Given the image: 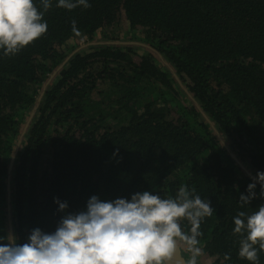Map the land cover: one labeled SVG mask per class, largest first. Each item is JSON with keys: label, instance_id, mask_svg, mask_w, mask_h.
<instances>
[{"label": "trees", "instance_id": "obj_1", "mask_svg": "<svg viewBox=\"0 0 264 264\" xmlns=\"http://www.w3.org/2000/svg\"><path fill=\"white\" fill-rule=\"evenodd\" d=\"M87 2L67 10L51 0L45 34L15 55L0 49V236L10 154L31 115L9 180L17 243L34 228L54 232L92 195L167 198L187 185L214 209L197 264H252L238 256L233 217L264 203L258 182L250 204L240 200L264 172V0ZM127 35L160 54L194 101L152 50L121 43Z\"/></svg>", "mask_w": 264, "mask_h": 264}, {"label": "clouds", "instance_id": "obj_2", "mask_svg": "<svg viewBox=\"0 0 264 264\" xmlns=\"http://www.w3.org/2000/svg\"><path fill=\"white\" fill-rule=\"evenodd\" d=\"M41 3L43 10L33 0H0V49L4 55L17 54L46 33L43 17L51 0ZM78 6L91 5L87 0L57 3L67 10ZM257 182L259 195L264 197V172H257L247 186L248 195L240 194L244 204L256 197ZM54 202L59 211L67 208L66 201L54 198ZM210 203L187 185L167 198L149 191L136 192L130 200L104 201L92 195L85 210L62 216L54 232L34 228L23 244L12 234L0 236V264H180L181 249L189 254L184 264H197L202 251L197 239L200 225L214 212ZM182 220L189 223L188 232L182 230ZM233 220V233L240 237L238 256L259 264L258 253L264 251V203L251 213L238 212ZM230 258L226 253L224 259Z\"/></svg>", "mask_w": 264, "mask_h": 264}, {"label": "water", "instance_id": "obj_3", "mask_svg": "<svg viewBox=\"0 0 264 264\" xmlns=\"http://www.w3.org/2000/svg\"><path fill=\"white\" fill-rule=\"evenodd\" d=\"M136 45H139V46H142V47H145V45L144 44H142V43H135ZM145 48H147V50H152L151 52L153 53V54H155L156 56H158V58L160 59V61L162 62V64H163V66H165L169 71H173V69H172V67L161 57V55L160 54H158V53H156V52H154V50L153 49H151V47H149V46H147L146 45V47ZM173 78L178 82V84L180 85V87L183 89V91L186 93V95H187V97L188 98H190L191 100H193V98H192V96H191V94L190 93H188V92H186L185 91V88L183 87V84H181V83H179V80L177 79V77H176V75L174 74V72H173ZM194 101V100H193ZM202 116H204V119L209 123V125H210V128L212 129V133L213 134H216V136L218 137V139L220 140V142H221V144L223 145V147H226L227 148V143H226V141H224L223 140V138L221 137V135H220V133H218V131L216 130V127H215V125H214V123L213 122H210V120H209V118L202 112ZM31 117V115L30 116H28V119H27V121L25 122V124H24V128L20 131V133H19V135H18V137H17V139H16V147L13 149V151H12V153L10 154V159H9V162H8V172H7V179H6V194H7V205H6V216H7V218H6V230H7V233L8 234H12L13 233V231H12V225H11V207H10V204H9V193H10V184H9V180H10V177H11V170H12V168H13V164H14V159H15V155H16V152H17V150H18V147H19V145H20V143H21V141H22V135H23V133H24V131H25V127H26V125H28V123H29V121H30V118ZM234 155H232L231 157L233 158V159H235V161H236V163H237V165H239L240 167H242L243 166V163L239 160V159H237V158H234L233 157ZM247 174L248 175H250L251 174V172L250 171H248L247 172ZM184 261H186V259H185V257H184V254H183V249H181V251H180V264H184Z\"/></svg>", "mask_w": 264, "mask_h": 264}, {"label": "rangeland", "instance_id": "obj_4", "mask_svg": "<svg viewBox=\"0 0 264 264\" xmlns=\"http://www.w3.org/2000/svg\"><path fill=\"white\" fill-rule=\"evenodd\" d=\"M95 39L98 40V41H100V42H103V41H104V40L100 39L99 36H97ZM122 42H123L124 44H126V45H136L135 43H139V42H137V41H134V39L128 37V35H127L125 38H123V39L121 40V43H122ZM79 43H81V42L79 41ZM139 44H140V43H139ZM138 46H139V45H138ZM142 52H144V50H142L141 48H138L137 53H142ZM159 61H160V59H159ZM160 65H163L161 61H160ZM169 73H170L171 75H173V72H172V71H170ZM208 262H209V261L206 260V261H204V264H207Z\"/></svg>", "mask_w": 264, "mask_h": 264}, {"label": "flooded vegetation", "instance_id": "obj_5", "mask_svg": "<svg viewBox=\"0 0 264 264\" xmlns=\"http://www.w3.org/2000/svg\"><path fill=\"white\" fill-rule=\"evenodd\" d=\"M242 163H244L242 160H241Z\"/></svg>", "mask_w": 264, "mask_h": 264}, {"label": "built area", "instance_id": "obj_6", "mask_svg": "<svg viewBox=\"0 0 264 264\" xmlns=\"http://www.w3.org/2000/svg\"><path fill=\"white\" fill-rule=\"evenodd\" d=\"M226 143H228V142L226 141Z\"/></svg>", "mask_w": 264, "mask_h": 264}]
</instances>
